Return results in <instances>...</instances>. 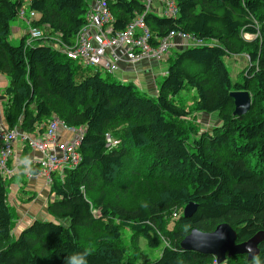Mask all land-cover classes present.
I'll list each match as a JSON object with an SVG mask.
<instances>
[{"label": "trees", "instance_id": "obj_1", "mask_svg": "<svg viewBox=\"0 0 264 264\" xmlns=\"http://www.w3.org/2000/svg\"><path fill=\"white\" fill-rule=\"evenodd\" d=\"M172 1L176 18L143 15L144 28L154 36L152 44L181 33L211 45L175 51L158 95L150 98L133 84L102 78L98 71L83 74L78 64L52 47L23 46L32 29L45 36L34 43L47 44L56 36L61 44L73 45L85 23L87 0H0L7 127L41 134L55 116L82 129L78 165L51 174L53 199L46 205L51 220L35 219L16 237L7 183L0 173V264H70L81 255L86 264H205L213 257L179 247L192 229L210 232L225 223L235 230L236 243L264 233V0ZM109 8L113 31H123L144 10L139 0H109ZM16 19L26 31L19 44L12 45L10 22ZM243 33L255 38L246 41ZM242 53L248 56V66L243 81L234 82L224 57ZM186 86L197 92L194 109L215 113L219 127L196 134L195 126H185L190 111L169 95ZM234 90L250 95L249 109L240 116L232 114ZM107 133L117 146H105ZM22 146L30 151L27 143ZM132 151L137 168L131 174L143 177L117 178ZM155 172L159 177L151 176ZM116 179L120 184L110 200L107 187ZM127 198L141 202L131 208L122 201ZM188 202L197 208L185 218L180 210ZM173 213L178 217L168 230ZM125 228L132 241L143 239L149 249L160 244L156 230L168 245L157 259L144 262L140 253L142 259L136 262L139 256L129 254L125 245ZM258 248L251 260L239 254L226 257L223 264H264V238Z\"/></svg>", "mask_w": 264, "mask_h": 264}, {"label": "rangeland", "instance_id": "obj_2", "mask_svg": "<svg viewBox=\"0 0 264 264\" xmlns=\"http://www.w3.org/2000/svg\"><path fill=\"white\" fill-rule=\"evenodd\" d=\"M89 1L87 0V2H89ZM139 1L142 3L141 0H139ZM166 1L167 0H152L150 4L153 6V8H154V6L155 7H161L162 5L165 4ZM99 2H101V1H99ZM87 11H88V16H91V15H94L97 13H103V14H107V15L114 18L113 14L109 8V0H107V2H106V8L102 9V7H100L99 4L94 3V4L87 6ZM26 16H29L28 10H26ZM135 17L137 18V17H139V15L137 14ZM87 20L89 21V18L85 17L84 21H87ZM15 23L16 24L21 23V21L16 19V20H13L12 22H10V31L11 32H10V35L8 37V41L12 45H18L19 40H20L18 37L14 38L13 27H14ZM82 24L84 25L85 23H82ZM87 24H88V22H87ZM89 25L94 26V23L90 22ZM95 28H97V25H95ZM79 32H80V28L77 31V33L75 34V37L79 34ZM33 33L42 34V31L33 30ZM244 34L245 33H243L242 36L245 38L244 40H246V41L251 40V39L253 40L255 38V36H250V35L248 38V36H244ZM50 38L52 39V40H50L51 42L49 41V43H47V44H39V43H32L30 39L27 40V38L25 37L24 41H23V46L29 47L32 45H47L50 48L51 47L53 48L54 44L57 41L56 40L57 37L51 36ZM164 44L165 43H163L161 45L160 49L156 50V51H152L150 49L144 50L145 55H143L142 58H139L135 61H134V59H131V58H130V60H120L118 62H111L110 61V71L114 70V67L117 69V67H119L120 63L124 64V65L131 66L135 63L143 61L144 66H145L144 68L147 70V72H150L151 75L153 76V78H150L149 81L151 83L153 82L155 88L158 87V89H159L161 82L163 81V79L166 76V71H167L168 66L170 64V61L174 57L173 54L175 53L173 49L167 50V48H165ZM56 49H57V47H54V50H56ZM58 52L62 55L61 51H58ZM167 52H170V54H166ZM72 62L79 65V69H82L81 72L83 74H87V75L92 74L96 69L93 66H89L87 68H81L82 66L80 64L84 65V62L80 59L72 60ZM224 63L226 65V67L228 68L230 76L234 82L235 81H243L242 73H243V70L246 69L245 66H248V56L246 53H242L240 55L226 56V57H224ZM99 72H100V76L107 78V79L110 78L111 80L116 81L115 80L116 77L114 75L115 73L111 72L112 74L107 75L101 69L99 70ZM140 76H141V71H140ZM75 78H76V80H78L79 76L77 75ZM169 97H171L175 101V104L179 105L180 107L184 108L187 111H190V114H188L187 117L185 118L187 120L185 126H187V127L195 126L196 129L192 133H196V134L199 133L200 134L202 132H205V131H208L210 129H214V128L220 126L221 122L218 121L219 119L215 113L207 114V113L202 112V111L198 112L194 109V107H195L194 101L197 98V92L194 89H191L190 87L186 86L185 88L180 90V92H178V94H176V96L169 95ZM152 98H154V97H152ZM249 98H250V95H249ZM5 100L6 99H5V95L3 94V91L2 92L0 91V114L2 115V117L4 115L3 114V107L5 104ZM189 141L190 142L192 141L190 136H189ZM134 154H135V152H133V151L129 154L128 159H130V160H129L128 164L126 165V167L124 168V171L117 178H119V179L123 178L124 174L130 175L131 178L143 177L142 175L137 176V175L131 174L132 170L137 168L135 161L132 159V158L136 157V156H134ZM151 176H153L154 178L159 177L157 172H155V175H151ZM55 178H57V179L59 178L57 176V174H55ZM8 181L11 182V185L19 183V184H23L24 186L29 184V186H30V184H32L30 180L25 181L24 179H19L18 177L11 178ZM4 182L7 183V187H6L7 205L9 207V210L12 214V219H13L11 231H12L13 237H16L18 231L20 230V228L22 227V225L25 222H30L34 219H43L45 217V209H46L47 202L49 201V193L42 195V193H44L45 187L42 188V193H41L39 187H36V190H35V187H9L10 182L8 183L7 180L6 181L4 180ZM113 184H114L113 186L109 185L107 187L108 199H110V200L116 196L115 186H119L120 182L116 179ZM174 185H176V184H173V186ZM134 187H139V186L135 185ZM46 188H48V187H46ZM23 189H25V190H23ZM31 189H33V190H31ZM134 200H135V202L130 201L129 198H127L125 200L123 199L122 201L127 206H132L131 208H133V207L137 206L139 204V202H141V200L139 198H135ZM176 208H177V206L173 207L172 208L173 210L172 209L171 210L175 211ZM180 213H183V210H180ZM175 221H176V219L171 217L170 222H169L168 227H167L168 230L171 229V226ZM125 232H126V234H125ZM157 232L158 231L156 230V233ZM158 233H157V235H158ZM87 235L88 234H85V236H87ZM158 236H159V240H160L159 246L155 249H151V248L149 249L146 247V243L144 240L140 239L138 244H137V242L132 241V238L129 234L128 229L125 228L123 230V237H125V245L127 248H129L128 253L130 254V253H133L135 251V255L139 256V258L136 260V262H139L142 259V257H140V253H142L144 255L143 256L144 257L143 260H145L144 262L153 261V260L158 258V256L161 253V249L168 245V242L163 238L164 236H162L161 233ZM235 243H236V240H235ZM212 257L215 258L214 256H212ZM208 263H210V262H208ZM208 263H205V264H208Z\"/></svg>", "mask_w": 264, "mask_h": 264}, {"label": "built area", "instance_id": "obj_3", "mask_svg": "<svg viewBox=\"0 0 264 264\" xmlns=\"http://www.w3.org/2000/svg\"><path fill=\"white\" fill-rule=\"evenodd\" d=\"M141 1L144 6L143 13L134 19V22L129 25V28L126 31L117 33L109 38V42L112 46H118L122 43L127 45V49L122 51L120 55L113 54L110 58L100 60L96 54V45L91 43L88 35L80 30L79 34L76 36V43L65 49V52H67L65 54L66 57L69 60L80 59L84 62V65L87 66H98L103 69H110V61L118 62L120 60H130V58L135 61L145 55L144 50L150 49L152 51H156L154 46L148 42L149 32L143 26V15L157 12L164 17L175 18L178 14V9L175 2L172 0H167L161 7L154 6V8L150 4L152 0ZM94 3L99 4L102 9L106 8L105 0H93L89 5ZM108 16L109 15L103 13L88 16L87 11L85 17L89 18V21L87 20L88 25L90 22L94 23L92 28L96 30V32H99L103 24L101 21ZM95 25H97V28H95ZM137 27H143L144 35H140L135 32ZM33 30L34 29L30 30L29 33H33ZM179 35L184 38L186 37V35L183 34ZM197 40L200 39L197 38ZM163 43H165L164 46L167 48L166 38L162 39L159 47H161ZM81 132V129L77 130L69 127L56 117H52L46 122L45 129L41 134H27L21 132L17 128L11 130H0V169L3 174L8 176L12 174V171L7 169L6 162L7 159L14 154L13 143L19 140L22 143H27L32 150L36 151L40 155L35 162L39 165L41 173L45 174L47 184H50V173L54 171L62 172L64 169H72L80 162L77 147L81 137ZM60 133L67 134L69 137L64 139L61 137ZM105 140L106 147H112L117 144V141L113 140L108 134L105 135ZM30 162V160H23L21 164L28 167ZM208 264L217 263L214 260Z\"/></svg>", "mask_w": 264, "mask_h": 264}, {"label": "water", "instance_id": "obj_4", "mask_svg": "<svg viewBox=\"0 0 264 264\" xmlns=\"http://www.w3.org/2000/svg\"><path fill=\"white\" fill-rule=\"evenodd\" d=\"M234 109L232 114L243 115L250 106V98L247 91H231ZM197 204L188 202L183 209V217H190L195 212ZM264 233L258 232L247 241L235 243L236 232L229 225L221 223L210 232H202L192 229L181 241L183 249L199 251L203 254L214 256L217 263L225 261L226 257L246 254L247 260H251L259 253L258 245L263 240Z\"/></svg>", "mask_w": 264, "mask_h": 264}, {"label": "crops", "instance_id": "obj_5", "mask_svg": "<svg viewBox=\"0 0 264 264\" xmlns=\"http://www.w3.org/2000/svg\"><path fill=\"white\" fill-rule=\"evenodd\" d=\"M24 27H25V25L22 22L17 23V24L15 23V25L13 27L14 38H17V37L20 38L23 36V34L26 31L24 29ZM175 41H176V39H175ZM144 67L145 66H144L143 61L135 63L131 66L124 65V64L120 63L119 67H117V70L115 71V74H114L115 77L117 78V79L115 78V80L121 84L131 83L136 87V89L141 94H144V95L152 98V97H155L157 95L158 87L155 88L153 82L151 83L149 81V79L153 78V76L151 75L150 72H147V70ZM140 71H141V76H140ZM6 85H7L6 77L3 74H0V91L1 92L3 91V89L5 88ZM6 127H7V124L5 122V119L0 114V128L2 129V128H6ZM60 134H61L62 138H65L64 133H60ZM14 147H15L16 151H18V155H19L20 159H22V160L27 159V158H37L39 156L35 152L29 151L28 149H27V151L25 150V152H24V149H23V146L21 143H17V144L15 143ZM8 167H10L11 169L14 170V175L11 178L18 177L19 179H24L25 181L30 180L32 183V184H30V186H29V184L24 186L23 184H19V183L11 185V182L7 180L8 183L10 182L9 187H35V190H36V187H39L41 193H42V188L45 187L44 193H42V195L48 194L49 186H47L45 184V182H44L45 176L43 174L40 175L39 177H35L32 174L28 173V171L25 168L19 169V168H17V165L13 159L8 161ZM46 187H48V188H46ZM23 190H25V189H23ZM31 190H33V189H31ZM47 219L51 220V217L49 216V214L47 213V210L45 209V217L43 219H40V220H47ZM32 221L25 222L22 225V227L20 228V230L18 231L17 235H19V233L23 229H25Z\"/></svg>", "mask_w": 264, "mask_h": 264}, {"label": "bare ground", "instance_id": "obj_6", "mask_svg": "<svg viewBox=\"0 0 264 264\" xmlns=\"http://www.w3.org/2000/svg\"><path fill=\"white\" fill-rule=\"evenodd\" d=\"M24 10H27V9L25 7H22L21 11H24ZM101 22L103 24H102L101 30L99 32H96V30H94L92 28V26H90V25L88 26L87 21H85V24L80 28V30H82L84 33H86L88 35L89 41L91 43L96 45V47H97L96 54L98 55L100 60L101 59H105V58L106 59L110 58V56H113V54L114 55L115 54L120 55L122 53V51L127 49V45L122 43V44H119L118 46H112L110 44V42H109V38L111 36H114L117 33L126 31L129 28V25L134 22V20H132L126 26V28L123 31H113L114 18L111 17V16L106 17ZM135 32L140 34V35H144L143 27H137L135 29ZM179 34H181V33H177V34H173V35H169V36L157 39L156 44H153L155 50H159L160 49L159 44H160V42L162 41L163 38L167 39V44H166L167 50L168 49H173L174 52L177 51L180 48L201 47V46L211 45V43H206L203 40H197V38H195L191 34H183V35H186L185 38L180 36ZM41 38H44V36L43 35H38V34H33V33H29L27 35V39H30L32 43H34L36 40L38 41ZM175 39H176L177 42L175 41ZM56 40L58 41V39H56ZM153 40H154V36L149 33L148 42L152 44ZM57 41L54 44V47H57L56 50L57 51H61L62 54L64 56H66L65 54L67 52H65V49L71 47L72 45L71 46H65V45L61 44L60 41H58L59 43ZM76 41H77V38L75 37L73 44H75ZM166 54H170V52H167ZM80 65L83 68H86L85 65H83V64H80ZM177 214L178 213H173L172 217L174 219H176L178 217ZM180 216L183 217V213H180ZM158 235H159V233H158ZM179 247H180L181 250H187V249H183L180 246V244H179ZM188 251H195V250H188ZM195 252L201 253L199 251H195ZM201 254H203V253H201ZM204 255H209V254H204ZM209 256H211V255H209Z\"/></svg>", "mask_w": 264, "mask_h": 264}, {"label": "clouds", "instance_id": "obj_7", "mask_svg": "<svg viewBox=\"0 0 264 264\" xmlns=\"http://www.w3.org/2000/svg\"><path fill=\"white\" fill-rule=\"evenodd\" d=\"M90 1H93V0H90ZM90 1L88 2V5H89V3H90ZM154 14H156V15H158V16H160V17H162V15H160V14H158L157 12H154ZM164 17V16H163ZM167 18H171V17H167ZM176 18V17H175ZM152 46H153V44H151ZM62 56H64L63 54H62ZM66 59H68L66 56H64ZM69 60V59H68ZM72 61V60H71ZM86 66V68L87 67H89V66H87V65H85ZM93 67H95V66H93ZM82 68V67H81ZM96 69H95V71L93 72V73H95L96 71H98V73H99V76H100V72H99V70L101 69L102 71H104L105 72V74H107V75H110V74H112V73H115V71L117 70L115 67H114V70H112V71H110V69H103V68H101V67H98V66H96L95 67ZM112 72V73H111ZM92 73V74H93ZM166 73H167V71H166ZM87 75V74H86ZM88 75H91V74H88ZM100 77H102V76H100ZM102 78H104V77H102ZM79 80V79H78ZM117 82V81H116ZM121 84V83H120ZM128 84H131V83H128ZM158 92H159V89H158ZM158 92H157V95H158ZM156 95V96H157ZM155 96V97H156ZM154 97V98H155ZM53 117H55V116H53ZM50 118H52V117H50ZM57 118V117H56ZM59 119V118H58ZM62 121V120H61ZM75 129H77V130H79V129H81V128H75ZM1 130H11V129H9L8 127H6V128H2ZM82 130V129H81ZM108 134V133H107ZM106 134V135H107ZM109 135V134H108ZM110 136V135H109ZM69 137V135H66L65 134V138H68ZM111 137V136H110ZM64 138V139H65ZM112 138V137H111ZM113 140H115L114 138H112ZM106 141V140H105ZM115 141H117V140H115ZM17 144V143H21L22 145H23V143L21 142V141H19V140H17V141H15L14 143H13V150H14V154L13 155H11L8 159H7V162H6V167H7V169H9V170H11L12 171V174L11 175H6V174H3L2 173V171H1V169H0V173H1V176H2V179L3 180H9L13 175H14V170L13 169H11L10 167H8V161L10 160V159H13L14 161H15V163H16V165H17V168H25L27 171H28V173H30V174H32L33 176H35V177H39L40 175H44L45 176V174L44 173H41V171H40V167H39V165L35 162L38 158H39V154L36 152V151H34V150H32L30 147V151H32V152H35L36 154H38L39 156L37 157V158H27V159H23V160H30L31 162L29 163L30 165L28 166V167H25L24 165H22L21 163L23 162V160L22 159H20V157H19V155H18V151H16V149H15V147H14V144ZM105 145H106V143H105ZM118 145V141H117V144L115 145V146H117ZM115 146H112V147H107L108 149H110V148H113V147H115ZM0 147H1V143H0ZM32 168H36V173H32L31 172V169ZM75 168V167H74ZM57 173H59L60 175L62 174V172H63V170H62V172H60V171H56ZM55 171L54 172H52V173H50V175H49V177H50V180H51V183H52V179H51V174H53V173H56ZM44 182H45V184L47 185V186H49V200H51V199H53V193H51V191H50V185H51V183L50 184H47V182H46V176H45V180H44ZM6 202H7V197H6ZM184 209V208H183ZM191 217V216H190ZM188 218V217H187ZM35 220V219H34ZM38 220H40V219H38ZM213 261L215 260L216 261V259L215 258H213L212 259ZM211 263V262H210ZM216 263H217V261H216ZM70 264H86V260L84 259V256L83 255H81V256H79V257H72L71 258V260H70ZM217 264H223V262H221V263H217Z\"/></svg>", "mask_w": 264, "mask_h": 264}]
</instances>
